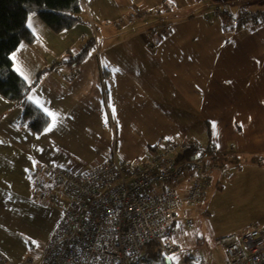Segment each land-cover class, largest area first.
I'll use <instances>...</instances> for the list:
<instances>
[{
    "label": "crops",
    "instance_id": "crops-1",
    "mask_svg": "<svg viewBox=\"0 0 264 264\" xmlns=\"http://www.w3.org/2000/svg\"><path fill=\"white\" fill-rule=\"evenodd\" d=\"M83 2V20L58 34L31 15L27 26L36 41L22 42L10 56L27 83L50 68L28 99L52 116L36 135L17 123L22 107L0 97V244L15 229L16 198L40 165L95 170L112 156L136 163L164 138L196 140L204 148L205 122L221 164L248 161L242 181L250 178L243 189L250 216L229 235L264 227V196L253 195L264 188V24L260 17L230 28L223 15H205L214 7L231 17L261 13L264 0ZM132 13V25L119 22ZM91 39L97 52L82 64L55 65ZM53 117L55 126L46 131ZM220 167L207 184L228 169ZM241 204L236 197L234 206Z\"/></svg>",
    "mask_w": 264,
    "mask_h": 264
},
{
    "label": "built area",
    "instance_id": "built-area-1",
    "mask_svg": "<svg viewBox=\"0 0 264 264\" xmlns=\"http://www.w3.org/2000/svg\"><path fill=\"white\" fill-rule=\"evenodd\" d=\"M213 13L221 14L217 7ZM251 17L230 16V24L239 27ZM158 146L148 161L128 165L110 158L92 172L40 165L37 173L49 177L66 202L59 203L60 218L35 262L30 257L19 264H150V246L166 259L178 252L172 224L178 213L199 206L215 165L198 144L167 140ZM219 243L223 264H264V227L222 236ZM0 264H13L1 250Z\"/></svg>",
    "mask_w": 264,
    "mask_h": 264
},
{
    "label": "rangeland",
    "instance_id": "rangeland-1",
    "mask_svg": "<svg viewBox=\"0 0 264 264\" xmlns=\"http://www.w3.org/2000/svg\"><path fill=\"white\" fill-rule=\"evenodd\" d=\"M201 1L209 2V0ZM259 12L260 11L246 10L244 14L252 16L249 23L251 21L257 22L261 17L262 20L260 24L262 25L264 24V16ZM252 13L254 14L252 15ZM180 14H184V10H180ZM205 15L208 18L210 13H205ZM215 15L219 16L223 14L214 13V15L210 16ZM131 16H134L135 19L137 15L132 13ZM131 16L125 17L124 20ZM119 22L123 23V21ZM133 23L134 20L129 25ZM256 25L255 23L254 27ZM58 44H64V42L57 43V45ZM167 140L177 141L181 145L189 143L188 140L164 138L155 144L157 146L151 151V155L154 152H160L161 148L158 145L164 144ZM191 142L196 145L198 144L196 140ZM206 143L208 144V140L204 143L205 147H207ZM198 145L203 148L202 145ZM205 152L210 162L215 165V169L207 173L206 180L208 181L209 174L212 171H216L222 164L224 167H227V165L224 161H222L221 164V161L218 162L211 159L208 152ZM151 155L147 158V155L144 154L133 162L140 163L143 159H145L143 160L144 162L148 161ZM110 158H115L117 161L122 162L119 157V160L115 156ZM233 162L232 167H227L228 169H225L226 171L223 174H219V171L212 174L211 181L207 184L208 186L204 188L206 189L207 187L205 197L201 199L197 208L183 210L178 213V217L175 223H173L175 225L172 226V228L177 234L179 250L167 258L170 260V264H189V262L199 258H202L206 264H223L225 257L223 248L219 243L220 238L229 235L228 230L240 225L244 219L250 216V213L246 212L247 207L244 209L243 205V203H247V198L249 196V192L246 194L243 189L250 186V178L247 177L245 183L242 181L243 173L248 169V161H244V159L240 158L239 163L235 160H233ZM224 167H220V169L222 168V170H224ZM95 170L76 169L75 171L85 173ZM246 183H248V186ZM28 184L29 183H27V185ZM258 191V196H264L263 186L254 190L253 195ZM236 197L242 200L240 206H234ZM62 202H66V197L53 185L52 180L47 176L39 175L34 180L30 181L29 186H24V188L21 189L16 198L17 208L12 209V214L16 216L11 218L12 225L15 226V229H7L11 235L6 234L4 236L5 238L1 240L3 244H0V250L13 264H19L27 257H33L35 262V259H37L40 254V243L54 230L53 228L60 218L62 208L59 206V203ZM150 248H153L152 251L154 250V246H150L147 250Z\"/></svg>",
    "mask_w": 264,
    "mask_h": 264
},
{
    "label": "trees",
    "instance_id": "trees-1",
    "mask_svg": "<svg viewBox=\"0 0 264 264\" xmlns=\"http://www.w3.org/2000/svg\"><path fill=\"white\" fill-rule=\"evenodd\" d=\"M83 11L81 0H0V97L8 100L13 106L22 107V114L17 123L28 126L36 135L41 134L48 126L50 118L28 99V95L50 68L41 70L32 82L27 83L14 71L10 56L22 42L31 44L36 41L27 26L31 15H35L53 33L58 34L80 23L83 20ZM94 47L93 39L86 41L79 51H68L55 65L78 66L92 54ZM205 123L208 144L204 150L206 149L211 159L219 161L220 157L215 152L211 140L209 124ZM156 146L149 147L147 158ZM190 154L193 152L184 157L189 158ZM152 249L147 250L150 264H168L161 252ZM191 263L192 261L189 262Z\"/></svg>",
    "mask_w": 264,
    "mask_h": 264
},
{
    "label": "bare ground",
    "instance_id": "bare-ground-1",
    "mask_svg": "<svg viewBox=\"0 0 264 264\" xmlns=\"http://www.w3.org/2000/svg\"><path fill=\"white\" fill-rule=\"evenodd\" d=\"M81 6L83 7L84 6V2H83V0H81ZM219 9V8H218ZM220 11V10H219ZM221 13H222V11H220ZM208 13H210V15H214V13H213V9H210L209 11H207L206 12V14H208ZM223 14V16L225 17V21H226V23H227V25H228V27H230V28H237V27H234V26H231V24H230V16H228V14H226V13H222ZM131 16V15H130ZM137 19V16H136V18L134 19V21ZM123 21V23H125L124 22V19L122 20ZM249 23V21L246 23V24H248ZM126 25H129V24H127V23H125ZM94 52H97L96 51V48L94 47V50H93ZM35 174H38L37 173V170L35 171ZM39 175V174H38ZM46 242V241H45ZM44 242V243H45ZM43 243V244H44ZM42 244V245H43ZM40 253V252H39Z\"/></svg>",
    "mask_w": 264,
    "mask_h": 264
},
{
    "label": "snow or ice",
    "instance_id": "snow-or-ice-1",
    "mask_svg": "<svg viewBox=\"0 0 264 264\" xmlns=\"http://www.w3.org/2000/svg\"><path fill=\"white\" fill-rule=\"evenodd\" d=\"M48 115L49 116H52V114L51 113H48ZM55 126V119H54V117H53V123L49 126V128L48 129H46V131L47 130H50L51 129V127H54Z\"/></svg>",
    "mask_w": 264,
    "mask_h": 264
},
{
    "label": "water",
    "instance_id": "water-1",
    "mask_svg": "<svg viewBox=\"0 0 264 264\" xmlns=\"http://www.w3.org/2000/svg\"><path fill=\"white\" fill-rule=\"evenodd\" d=\"M59 206H60V204H59ZM166 261H167L168 264H170V260L169 259H167Z\"/></svg>",
    "mask_w": 264,
    "mask_h": 264
}]
</instances>
